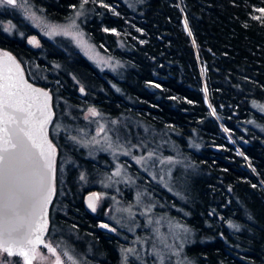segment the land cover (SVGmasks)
<instances>
[{
    "label": "trees",
    "instance_id": "16d2710c",
    "mask_svg": "<svg viewBox=\"0 0 264 264\" xmlns=\"http://www.w3.org/2000/svg\"><path fill=\"white\" fill-rule=\"evenodd\" d=\"M30 1L54 19L79 2L89 7L82 25L123 61L122 74L99 71L76 49L66 52L43 37L35 45L0 30V46L29 59L44 48L63 64L62 74L71 70L84 80L100 109L164 134L173 146L162 142L160 151L188 163L183 178L178 167L171 170V190L169 182L138 175L155 208L190 229L183 256L192 264H264V111L251 104L264 102V0H138L133 7L125 0ZM58 75L30 80L47 87L53 102L67 85ZM128 121L127 134L141 141L138 125ZM78 159L85 170L94 166ZM66 183L59 197L53 174L49 207L60 201L63 222L98 253L89 259L114 264L118 237L96 226L103 219L83 208L73 181ZM2 255L23 264L17 255Z\"/></svg>",
    "mask_w": 264,
    "mask_h": 264
},
{
    "label": "rangeland",
    "instance_id": "374dc122",
    "mask_svg": "<svg viewBox=\"0 0 264 264\" xmlns=\"http://www.w3.org/2000/svg\"><path fill=\"white\" fill-rule=\"evenodd\" d=\"M125 1L133 7L138 0ZM88 11L89 7L79 2L64 17L54 19L30 0H17L15 7L0 4V13L9 15L0 18V30L12 37H31L35 41L43 37L66 52L76 49L99 71L106 70L120 76L123 61L103 51L82 25ZM22 60L32 78L42 82L54 81V76L59 73L67 84L63 86V96H56L52 102V120L48 124V133L55 146L53 174L56 191L59 197H64L67 180L73 181L77 196L79 193L80 197L83 196L88 190L94 191L96 206L93 214L103 219L96 226L115 233L119 239L114 264H192L183 256V245L192 238L190 229L158 211L151 192L143 187L138 177L144 172L152 182H169L166 186L169 190L172 169L178 167L184 177L188 165L185 159L160 151L162 142L167 148L173 146L170 139L164 134L148 133V126L141 120L115 117L100 109L93 99L94 91L88 89L84 80L71 70L62 74L60 70H65L63 64L47 58L44 48L37 50L35 58ZM77 70L87 75L81 67L77 66ZM251 104L264 111V102L252 100ZM89 109H95L97 115L92 116ZM128 120L138 125L140 135L136 136L141 141L133 140L127 134ZM149 153H153L151 159L137 163ZM78 157L89 160L94 166L85 170ZM126 164L133 165V172ZM117 171L120 174L114 175ZM174 183L179 185L181 180ZM59 203L55 201L49 209L61 220L57 223L51 221L45 236V244L56 249L55 255L44 248L36 249V264H55L57 258L61 264H96L86 255L92 257L98 253L90 249L85 240L82 241L73 227L63 222L64 208ZM3 256L0 253L3 264H13L11 259Z\"/></svg>",
    "mask_w": 264,
    "mask_h": 264
},
{
    "label": "snow or ice",
    "instance_id": "6c2138e0",
    "mask_svg": "<svg viewBox=\"0 0 264 264\" xmlns=\"http://www.w3.org/2000/svg\"><path fill=\"white\" fill-rule=\"evenodd\" d=\"M84 2H87V0H84ZM0 4L15 7L17 6V0H0ZM259 11L264 13V9H259ZM254 19L259 18L254 17ZM185 30L188 31L187 22H185ZM188 34L191 35V32L189 31ZM30 43L35 44V39ZM3 55L15 69L16 76H20V65L7 53ZM8 71L9 74L4 77L6 82L0 84V124H3V127H0V253H7L9 257L13 255L22 256L24 264H32L39 245L48 248L55 255L56 249L44 244L42 239L47 229V219L44 216L41 217L42 223L35 229L36 243L32 245L30 250L13 251L10 245L18 242L9 239L12 230L9 228V213L16 215L19 224H26L29 233L32 232L33 221L31 216L27 219L19 217L15 213L14 207L9 204V199L12 189L18 186L19 169L22 164L27 163L36 171L29 176H25V182L36 189H43L45 184L47 185L46 191L39 196L38 200L41 210L43 211L44 207L50 202L53 191L55 148L47 138V125L52 120V113L48 104L50 97L47 91L34 88L22 78L17 83L13 78L11 69ZM25 89L27 92L24 91ZM36 99L42 100L43 104L37 107L36 111H33ZM89 113L92 116L97 115L95 109H89ZM4 117H7V119H3ZM13 124L15 126H12ZM72 139L75 140V137ZM152 156L153 153H149L148 157H141L137 163L146 162ZM161 163H164V161H161ZM41 169L42 171H40ZM119 174V171L114 173V175ZM32 176H35L34 181ZM83 178L81 176V179ZM93 195L95 196V194ZM88 206L95 211V200L90 198ZM29 243H31V240H29ZM29 252L32 253L31 256ZM0 264H3V261H0ZM55 264H61L59 258H57Z\"/></svg>",
    "mask_w": 264,
    "mask_h": 264
},
{
    "label": "water",
    "instance_id": "95a60500",
    "mask_svg": "<svg viewBox=\"0 0 264 264\" xmlns=\"http://www.w3.org/2000/svg\"><path fill=\"white\" fill-rule=\"evenodd\" d=\"M4 53H7L8 55L10 54L7 50H5L3 52V54ZM9 69H11L13 78L17 83L22 78L28 84H31L34 88L43 89V90L47 91L49 94V91L45 86H42V85L40 86V85H37L36 83H33V81H31L29 78L26 77V75L23 73L22 70H21L20 76H16L15 69L9 65H4V66L0 65V84H3L6 82L4 80V77L9 74V71H8ZM24 91L27 92L26 89ZM49 97H50V94H49ZM42 104H43L42 100L36 99L34 101V106H33L32 110L36 111L37 107L42 106ZM48 104H49V107H50V110L52 113L50 100L48 101ZM3 119H7V117H4ZM12 126H15V125L13 124ZM0 127H3V124H0ZM47 138L54 147V144L48 135V125H47ZM53 163H54V158H53ZM35 171L36 170L31 168L27 163L22 164V166L19 169V173H18V175L20 177V179L17 182L18 186L12 189L11 194H10L9 204L12 207H14L15 213L18 214L19 217H23L25 219L32 216L34 213L33 210H35L38 207L40 209V218L38 220V224L40 226V224L42 223L41 217L42 216L45 217V210H46L47 205L44 207V209L42 211L39 204H38V200H39V196L44 191H46L47 185L45 184L43 189H36V188H34V186L27 184L25 182V179H24L25 176H29L32 173H34ZM40 171H42V169ZM32 180L33 181L35 180V176H32ZM52 189H53V180H52ZM93 194H95V193L92 190H88V191H85L83 193L82 205H83V208L87 212L93 211L88 206V201L90 198L94 199L96 201V196H94ZM9 228L12 229L10 236H9V239L18 242V243H13L10 245V247L13 248V251L30 250L31 246L28 243V239H25L26 238V224H23V225L19 224L17 221L16 215H13L12 213H9ZM29 255L31 256L32 253L29 252ZM19 257H20L21 261L24 263V258L22 256H19Z\"/></svg>",
    "mask_w": 264,
    "mask_h": 264
},
{
    "label": "flooded vegetation",
    "instance_id": "af4514ba",
    "mask_svg": "<svg viewBox=\"0 0 264 264\" xmlns=\"http://www.w3.org/2000/svg\"><path fill=\"white\" fill-rule=\"evenodd\" d=\"M31 40V37H25L24 36V41H30ZM7 50L10 54V56L20 65V68L21 70L23 71V73L26 75L27 78H31V76L28 75L27 73V70H26V66L24 65V61L22 60L21 57L17 56L13 51H11L9 48L7 47H2L0 46V65L1 66H4V65H9L11 66L10 62L7 61L6 57L3 55V52ZM12 67V66H11ZM33 83H36L37 85H40V83L38 82H34ZM43 86V85H42ZM50 104H51V108H52V102L50 101ZM52 112H53V108H52ZM50 203V202H49ZM49 203L47 204V207H46V210H45V217L47 219V229L46 231L44 232V235L42 237L43 241H44V244H45V236H46V233L48 231V227L51 223V221H54L55 223H57L60 219L59 216L56 215V213H53L52 212L50 213V209H49ZM52 211V210H51ZM34 212V215H32V221H33V228H32V232L29 233V229L26 225V238L25 239H28V243H29V240H31V243H29V245L32 247L33 244L36 243L35 241V235H36V231L35 229L39 227V224H38V220L40 218V209L37 207L35 210H33ZM39 248H44V250L46 249L48 252V248H45L43 245H39L37 247V249ZM31 249V248H30ZM6 254V253H5ZM7 255V254H6ZM52 255V254H51ZM18 256V255H17ZM19 257V256H18ZM20 258V257H19ZM35 259H36V253H35ZM35 259L32 260V264L33 262L35 261Z\"/></svg>",
    "mask_w": 264,
    "mask_h": 264
}]
</instances>
